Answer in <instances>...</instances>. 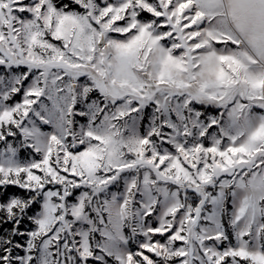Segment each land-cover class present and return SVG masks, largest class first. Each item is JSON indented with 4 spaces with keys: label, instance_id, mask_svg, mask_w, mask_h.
<instances>
[{
    "label": "snow or ice",
    "instance_id": "1",
    "mask_svg": "<svg viewBox=\"0 0 264 264\" xmlns=\"http://www.w3.org/2000/svg\"><path fill=\"white\" fill-rule=\"evenodd\" d=\"M0 264H264V0H0Z\"/></svg>",
    "mask_w": 264,
    "mask_h": 264
}]
</instances>
